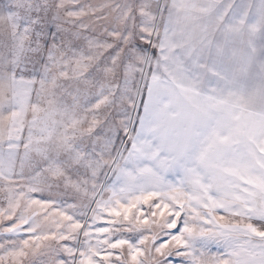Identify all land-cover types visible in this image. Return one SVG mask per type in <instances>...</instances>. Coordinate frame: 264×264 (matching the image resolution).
I'll return each instance as SVG.
<instances>
[{
    "label": "snow or ice",
    "instance_id": "1",
    "mask_svg": "<svg viewBox=\"0 0 264 264\" xmlns=\"http://www.w3.org/2000/svg\"><path fill=\"white\" fill-rule=\"evenodd\" d=\"M0 264H264V0H0Z\"/></svg>",
    "mask_w": 264,
    "mask_h": 264
}]
</instances>
